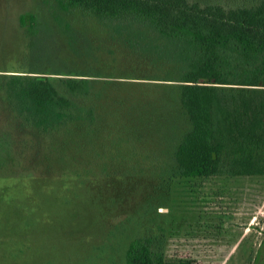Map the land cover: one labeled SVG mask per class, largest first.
I'll list each match as a JSON object with an SVG mask.
<instances>
[{
  "label": "trees",
  "instance_id": "1",
  "mask_svg": "<svg viewBox=\"0 0 264 264\" xmlns=\"http://www.w3.org/2000/svg\"><path fill=\"white\" fill-rule=\"evenodd\" d=\"M74 12L110 37L82 49L66 40L85 54L80 66L51 60L53 49L40 45L43 30L55 27L33 11L18 15L26 44L20 58L0 66V94L22 126L43 136L77 135L88 161L100 147H125L128 157L139 160L140 150L155 164L133 165L142 172L167 166L171 177L264 176V0H56L63 39L75 33L60 14ZM126 51L139 68L146 60L159 67L121 72L116 63L129 62ZM122 233L120 242L99 247L110 264H193L168 258L159 235Z\"/></svg>",
  "mask_w": 264,
  "mask_h": 264
},
{
  "label": "rangeland",
  "instance_id": "2",
  "mask_svg": "<svg viewBox=\"0 0 264 264\" xmlns=\"http://www.w3.org/2000/svg\"><path fill=\"white\" fill-rule=\"evenodd\" d=\"M54 6L56 0H0V66L21 56L26 42L17 18L23 11L55 27L51 34L43 30L49 34L40 42L53 49L51 60L70 58L80 66L85 54H75L66 40L79 49L87 41L92 47L110 43L107 29L77 12L60 14L75 33L63 39ZM46 50L39 47L38 57L46 60ZM128 59L116 63L121 72L159 67L146 60L139 68ZM64 132L43 136L22 126L0 94V264H110L99 247L120 242L124 231L159 235L168 258L193 264L264 261V176L171 177L167 166L142 172L144 167L133 165L155 164L140 150L139 160L128 157L125 147H100L88 161L77 135L65 139Z\"/></svg>",
  "mask_w": 264,
  "mask_h": 264
},
{
  "label": "flooded vegetation",
  "instance_id": "3",
  "mask_svg": "<svg viewBox=\"0 0 264 264\" xmlns=\"http://www.w3.org/2000/svg\"><path fill=\"white\" fill-rule=\"evenodd\" d=\"M263 241H264V237H263ZM262 264H264V261L262 262Z\"/></svg>",
  "mask_w": 264,
  "mask_h": 264
}]
</instances>
